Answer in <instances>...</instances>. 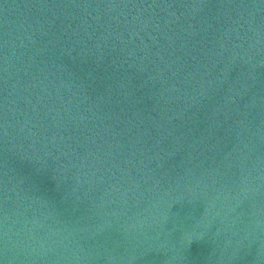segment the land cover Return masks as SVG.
Segmentation results:
<instances>
[{"label": "water", "instance_id": "1", "mask_svg": "<svg viewBox=\"0 0 264 264\" xmlns=\"http://www.w3.org/2000/svg\"><path fill=\"white\" fill-rule=\"evenodd\" d=\"M0 264H264V0H0Z\"/></svg>", "mask_w": 264, "mask_h": 264}, {"label": "bare ground", "instance_id": "2", "mask_svg": "<svg viewBox=\"0 0 264 264\" xmlns=\"http://www.w3.org/2000/svg\"><path fill=\"white\" fill-rule=\"evenodd\" d=\"M225 53V52H224Z\"/></svg>", "mask_w": 264, "mask_h": 264}]
</instances>
